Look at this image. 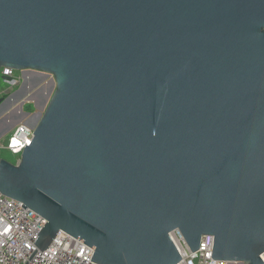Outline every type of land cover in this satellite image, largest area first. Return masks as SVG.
Listing matches in <instances>:
<instances>
[{"label": "water", "instance_id": "95a60500", "mask_svg": "<svg viewBox=\"0 0 264 264\" xmlns=\"http://www.w3.org/2000/svg\"><path fill=\"white\" fill-rule=\"evenodd\" d=\"M4 68L52 77L0 160V193L47 221L39 250L63 231L95 264H179V230L264 264V0H0Z\"/></svg>", "mask_w": 264, "mask_h": 264}, {"label": "built area", "instance_id": "2783aa9c", "mask_svg": "<svg viewBox=\"0 0 264 264\" xmlns=\"http://www.w3.org/2000/svg\"><path fill=\"white\" fill-rule=\"evenodd\" d=\"M1 73L12 78L13 85L18 84L14 70L4 68ZM34 130L27 123L17 125L7 145L0 144V149L21 155L32 144ZM46 224L43 217L0 193V264H95L91 261L94 250L63 231L57 234L50 248L39 250L37 241ZM170 238L181 256L179 264H233L212 257L213 236H203L196 252L191 251L179 230L173 231ZM261 258L264 262V254Z\"/></svg>", "mask_w": 264, "mask_h": 264}, {"label": "rangeland", "instance_id": "374dc122", "mask_svg": "<svg viewBox=\"0 0 264 264\" xmlns=\"http://www.w3.org/2000/svg\"><path fill=\"white\" fill-rule=\"evenodd\" d=\"M22 73H23L22 71H14L15 80H17ZM26 83L27 84L35 83V80L30 78L29 80L26 81ZM42 85H46L44 93L42 92L37 93V90H36L37 88L34 89V93L36 94V97L35 99H33V101L36 103V106L31 105L32 113L30 115L26 116L25 114L21 112L22 104H20L19 102L2 105L0 107V144L1 145H4V146L7 145L8 140L10 136L12 135L14 129L17 127V125L21 123H27L29 125H33L41 119V116L45 110L44 104L46 103L48 92L51 89V86L48 85L46 82L45 83L43 82ZM18 88H20V84L13 85L11 82H6L3 79L2 73L0 71V91L1 90L3 91L5 89H11L7 91L13 92L17 90ZM25 105L26 106H24V109L30 104L28 103ZM24 112L26 111L24 110ZM20 158H21V155L14 156L9 151L5 149H0V160L4 159L12 164H16Z\"/></svg>", "mask_w": 264, "mask_h": 264}, {"label": "flooded vegetation", "instance_id": "af4514ba", "mask_svg": "<svg viewBox=\"0 0 264 264\" xmlns=\"http://www.w3.org/2000/svg\"><path fill=\"white\" fill-rule=\"evenodd\" d=\"M35 88H36V85L34 83H28V84H26V86L21 91H19L17 93H14V92L17 91L19 88L17 90L13 91V92H9V91L3 90L1 92V94H0V98H4V101L1 104V106L2 105H7V104H10V103L21 102L24 98H27L29 96H31L32 99H35L36 94L33 93ZM12 93H14V95L12 97H9L10 94H12ZM26 112H28V111H26ZM29 113L31 114L32 112H29Z\"/></svg>", "mask_w": 264, "mask_h": 264}, {"label": "crops", "instance_id": "0c3cea01", "mask_svg": "<svg viewBox=\"0 0 264 264\" xmlns=\"http://www.w3.org/2000/svg\"><path fill=\"white\" fill-rule=\"evenodd\" d=\"M30 78H32L35 81H42L44 83L46 82L48 85H50L51 82H52V77H50V76H46V75H42V74H37V73H33V72H26V73H22L19 76V78L17 79L19 81L18 84H20V86H22V84L25 83ZM5 90L7 91V90H10V89H5ZM1 92H2V90L0 91V94H1ZM48 100H49V98L47 96V100H46V103L44 104V107H46V104H47V101ZM19 103L22 104V105H24V106H25V104H28V103L30 105H35L36 106V103L33 101V99L32 98L29 99V97L26 98V99H24V100H22Z\"/></svg>", "mask_w": 264, "mask_h": 264}, {"label": "trees", "instance_id": "16d2710c", "mask_svg": "<svg viewBox=\"0 0 264 264\" xmlns=\"http://www.w3.org/2000/svg\"><path fill=\"white\" fill-rule=\"evenodd\" d=\"M25 110L31 112L32 111V106L28 105L27 107H25Z\"/></svg>", "mask_w": 264, "mask_h": 264}]
</instances>
